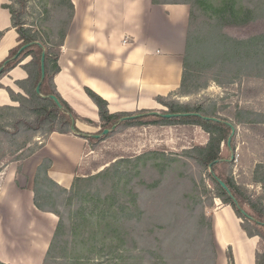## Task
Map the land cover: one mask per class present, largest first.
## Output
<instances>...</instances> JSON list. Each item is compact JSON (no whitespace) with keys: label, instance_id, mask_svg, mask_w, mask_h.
<instances>
[{"label":"trees","instance_id":"1","mask_svg":"<svg viewBox=\"0 0 264 264\" xmlns=\"http://www.w3.org/2000/svg\"><path fill=\"white\" fill-rule=\"evenodd\" d=\"M14 1L20 4L17 10L8 5H4V8L8 9L11 13L12 24L19 35L20 45L12 50L10 57L1 64L0 68H3V71L0 75V80L3 75L18 66H21L26 71L27 77L22 81L16 82L22 93H16L10 87L5 88L16 105L0 106V169L10 163H18V170L21 172L23 162L35 154L40 149L43 141L52 133H77V135L86 139H88V136L77 128V114L63 100L54 84V77L60 72L59 59L62 47L64 46L75 14V7L72 1H48L49 4L44 8L43 13H41L42 18L39 20L36 28L34 26H27L24 20V14L28 5L27 0ZM152 2L153 4L182 3L190 4L192 7L184 55L183 82L179 92L187 89L186 84L190 72L197 74L215 72L216 76L214 80L216 79L219 83L223 84L220 77L225 76L223 74L230 65L236 67L235 70L238 74L235 77H239L241 73L251 76L256 71V77L264 80V29L259 33L251 34L247 37H237L228 31V28L257 24L264 25V0H246V2L244 0H195L202 8L212 12L209 26L203 36L192 27L195 14L193 3H190L188 0L184 2L152 0ZM52 13L56 14V16L53 19L54 25L51 26L48 25V22L52 18ZM59 14L66 16V20L58 18L57 15ZM26 45H29V47L18 58H15ZM44 53L46 75L41 85V94H39L37 87L42 78V57ZM27 59L30 60L25 63ZM229 83L233 82L230 81ZM85 91L99 109L102 125H105V127L103 126L104 130H107L108 126L117 125L124 118H129L124 120V124L128 127L143 124L141 117L148 112L113 115L108 111L106 100L89 88H86ZM192 91V89L188 90L186 95ZM50 96L57 97L62 104V108ZM172 96L158 98V102L168 108V111L164 114H199L200 116L190 115L171 119L157 116L158 124H162L163 126L175 124L198 126L209 135L208 142L184 150L180 157L171 158L161 151L145 152L128 161H116L97 175L91 176L95 180L109 178L111 180L112 192L104 198L98 196L101 204L95 205V209L91 213L93 219L87 217L85 203H80L76 214L77 221L74 224L75 230L73 232L74 238L72 243L64 239V215L60 210L61 206L53 201V195L50 192L49 186H57L62 192L71 194L73 191L76 192L78 183L83 181V179L76 177L71 189H64L48 176V169L51 167L52 161L50 159L43 160L34 178V204L39 210L53 213L59 219L43 264H55L62 257L65 258V264H93L92 261L96 257L101 256L106 250L111 249L115 253L117 251H124L125 241H128L130 234L125 227L126 223H122V220L123 218L128 219L135 210L139 209L135 201L136 195L132 191L130 192L132 196L131 200H126L124 195L128 191L127 186L130 185L129 178L140 174L142 172L141 168H145L149 160H154L153 165L159 175V178L154 181V186H150L151 189H156L159 186L158 184L162 181L163 176L173 163L182 161L193 162L202 171H211L208 173V177L214 185V191L207 189L203 180L202 182H197L195 176L192 175L190 178L195 183V188L192 190L191 196L188 197H192L198 203L203 194H210L213 205L214 199L218 198L223 204L231 206L240 219L254 222L256 227L264 229V212L260 208H257L256 202L246 196L244 189L238 186V183L230 176V172L227 174L228 176L217 172L223 160L222 146L228 145V140L232 133L228 119L215 115L216 109L208 111L203 107L193 108L177 104L170 101V97ZM248 111L246 110L244 115L237 114L240 123L243 121L240 120L242 116H247L246 118L251 120L250 125L252 124V127L253 125L263 123L259 122L260 120L253 119L252 116L254 115ZM203 117L215 118L221 121L206 120ZM103 129L102 132L104 131ZM7 158H10V160L5 162ZM123 162L129 164L128 169L123 168ZM201 174L203 176V173ZM185 175H187L186 172L182 170L180 176H178L180 183L183 182L182 179H185ZM123 179L128 180L121 190L120 186ZM219 180L226 183L239 204L249 206L250 212L248 216L233 201L221 186ZM188 181L191 180L189 179ZM252 182L261 184L264 190V166L260 165L257 167ZM200 183H202V187ZM48 184L49 186H47ZM80 192V190H77L76 194L81 196ZM259 200L260 204L264 201V193L260 196ZM48 204L51 206H48ZM195 205L189 206V209H194ZM200 216L204 220L208 218L205 212ZM107 217H110V219L108 220ZM90 221L91 223L88 225L86 222ZM84 224L86 228L87 226L88 228L90 227V229L87 228L88 231H86V228H82ZM242 227L249 237L258 236L261 241H264V233L251 231L245 222H243ZM208 229L210 241L213 245V247L211 245L213 255L216 259L211 218L208 222ZM109 233L113 237L104 236V234L107 235ZM69 244L70 248L67 247ZM206 246V241H202L203 252H205L203 247ZM70 252L73 254L69 255ZM158 258L160 259H155L153 264H168L165 259ZM131 259L132 257L128 261H125V264H130L132 262L130 261ZM121 260H125L123 253ZM229 261L231 264H234L232 253L229 254ZM257 264H264V254L261 255L260 252L257 254Z\"/></svg>","mask_w":264,"mask_h":264},{"label":"crops","instance_id":"2","mask_svg":"<svg viewBox=\"0 0 264 264\" xmlns=\"http://www.w3.org/2000/svg\"><path fill=\"white\" fill-rule=\"evenodd\" d=\"M71 1L75 14L54 84L77 114L76 126L88 139L77 133H52L23 162L21 172L17 163L10 165L0 185V264H43L59 219L35 206L34 178L44 159L52 161L48 176L67 190L82 171L89 139H98L102 125L86 88L106 100L114 115L159 113L166 107L158 98L176 95L182 87L189 5L153 4L152 0ZM6 3L0 0V66L20 45ZM26 77L21 66L3 75L0 106L16 105L5 88L22 93L16 82ZM217 200L210 216L216 264H231L230 253L234 264H257L260 237H249L232 207Z\"/></svg>","mask_w":264,"mask_h":264},{"label":"rangeland","instance_id":"3","mask_svg":"<svg viewBox=\"0 0 264 264\" xmlns=\"http://www.w3.org/2000/svg\"><path fill=\"white\" fill-rule=\"evenodd\" d=\"M48 1L50 0H27L28 5L24 14L27 26H34V28L38 26L42 18L41 13L49 4ZM188 1L194 4L192 27L203 36L209 26L212 12L202 8L195 0ZM6 2V5L16 10L20 7V4L14 0H6ZM189 6L192 9L190 4ZM59 15H57L58 18L66 20V16ZM51 16L48 25L52 26L56 14L52 13ZM263 29L264 25L257 24L228 28V31L237 37H247ZM235 69L233 65L227 67L223 74L225 76L220 77L223 84L214 80L215 72L200 74L190 72L187 89L170 97V101L193 108L203 107L208 111L216 109L215 115L228 119V123L236 128L230 146H222L223 160L217 172L224 176H228L230 172V176L234 178L238 186L244 189L246 196L256 202L257 208L264 212V201L260 204L259 200L264 193L263 187L261 184L252 182L257 167L264 166V80L256 77V71L251 76L241 73L239 77H235L238 74ZM230 81L233 83H229ZM0 86L2 87L1 83ZM191 89L193 91L186 95V92ZM246 110L254 115L253 119L263 123L252 127L251 120L247 119V116L240 117V120H243L240 123L237 114L244 115ZM167 111L168 108L160 110L159 113L164 114ZM157 116L161 115L146 113L141 117L143 124L130 127L120 120L117 125L106 128L111 130L108 134L102 132L105 125H101V130L97 133L101 137L89 139L87 156L81 166L82 171H79L77 176L83 179L76 188V192L81 191V196L73 190L71 194H68L62 192L57 186L47 185L52 192L53 201L61 206L60 210L64 215L65 240L73 242L74 224L77 221L76 214L80 203H85L87 217L92 218L91 213L95 205L101 204L99 197L104 198L112 192L109 178L95 180L91 176L97 175L116 161H128L145 152L161 151L171 158L180 157L184 150L195 145L206 144L209 140V135L198 126L182 124L163 126L158 124ZM9 160L10 158H7L5 162ZM11 164L0 169V185ZM153 164L154 160H149L146 167L141 168L140 174L129 178L130 185L127 186L128 191L124 198L131 200L130 192L132 191L136 195L135 201L139 209L135 210L128 219L122 220V223H126L125 227L130 234L128 241H125L124 251L115 253L111 249L104 250L101 256L92 261L93 264H125L130 257H132L130 264H153L155 259H160L158 257L165 259L168 264H216L217 255L215 259L208 222L218 205H213L210 194H203L198 203L192 197H188L195 188V183L190 178L192 175L197 182L203 180L206 188L214 191V185L208 177L211 171H202L193 162H175L163 176L159 186L151 189L150 186H154V181L159 178ZM122 166L128 169L129 164L123 162ZM182 170L187 175L180 183L178 176ZM189 179L191 181H188ZM127 180L121 181V190ZM200 184L202 187V183ZM217 202L221 203V200L218 199ZM191 205H195L194 209H189ZM48 206L51 205L48 204ZM238 207L247 215L249 214V206L239 204ZM204 212L208 217L205 220L200 216ZM107 218L110 219V217ZM243 222L251 231L264 233V229L256 227L254 222L246 220ZM86 223L89 225L91 221ZM82 228H86V225H82ZM87 228L86 231L90 229V227ZM104 236L113 237L111 233ZM204 240L207 243V246L203 247L205 252L202 251ZM67 247L70 248V244ZM259 252L261 255L264 254V241H261ZM122 253L125 257L124 261L121 260ZM71 254L73 253L70 252L69 255ZM55 264H65V258L62 257Z\"/></svg>","mask_w":264,"mask_h":264},{"label":"water","instance_id":"4","mask_svg":"<svg viewBox=\"0 0 264 264\" xmlns=\"http://www.w3.org/2000/svg\"><path fill=\"white\" fill-rule=\"evenodd\" d=\"M31 45V44H30ZM27 47H29V45H26V46H24L20 51H19V53L17 54V56L15 57V58H18L19 57V55L27 48ZM2 71H3V68H1L0 69V75H1V73H2ZM45 75H46V70H45V53L43 54V57H42V78H41V81H40V83H39V85H38V87H37V92L39 93V94H41V85H42V83H43V81H44V79H45ZM55 102H56V104L60 107V108H62V104L60 103V101H59V99L57 98V97H55V96H50ZM155 115H161V116H163V117H165V118H169V119H171V118H177V117H181V116H190V115H197V116H200L199 114H160V113H154ZM136 117V116H135ZM135 117H132V118H135ZM204 119H206V120H215V121H218V122H220L221 120H218V119H215V118H210V117H203ZM127 119H129V118H124V119H122L121 121H124V120H127ZM229 124V123H228ZM230 126H231V128H232V133H231V136H230V138H229V140H228V145L230 146V144H231V141H232V138H233V136L235 135V133H236V128L232 125V124H229ZM110 131L111 130H104V134H108V133H110ZM97 138H100L101 137V135H97L96 136ZM219 182H220V184H221V186L226 190V192L230 195V197L233 199V201L239 206V203H238V201H237V199L233 196V194L231 193V190L229 189V187L226 185V183L225 182H223L222 180H219ZM245 215H247L246 214V212H243ZM248 216V215H247ZM250 218V217H249Z\"/></svg>","mask_w":264,"mask_h":264}]
</instances>
